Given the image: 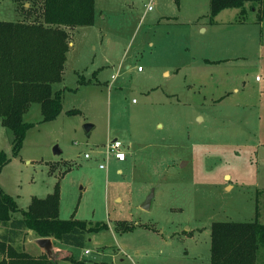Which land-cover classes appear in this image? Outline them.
<instances>
[{"label": "rangeland", "instance_id": "374dc122", "mask_svg": "<svg viewBox=\"0 0 264 264\" xmlns=\"http://www.w3.org/2000/svg\"><path fill=\"white\" fill-rule=\"evenodd\" d=\"M24 4L0 0V21L36 20ZM210 13L211 0H96L95 24L69 30L60 116L32 104L18 157L0 123V186L20 209L58 184L60 219L107 225L85 248L53 238L58 264H211L215 222L256 221L257 199L264 222V22ZM115 139L125 162L106 160Z\"/></svg>", "mask_w": 264, "mask_h": 264}, {"label": "trees", "instance_id": "16d2710c", "mask_svg": "<svg viewBox=\"0 0 264 264\" xmlns=\"http://www.w3.org/2000/svg\"><path fill=\"white\" fill-rule=\"evenodd\" d=\"M25 5L28 15H37L36 20L0 21V123L13 133L15 157L34 126L25 121L32 104L41 106L43 122L57 119L63 111V91H55L54 85L64 79L69 30L93 26L96 20V0H33V7ZM227 9L240 10V23L246 22L248 10L257 12L258 22H264V0H211V21ZM10 162L8 154L1 152L0 172ZM60 197L57 184L53 194L33 198L28 210H23L0 186V226L8 227L0 236V264H58L48 255L34 257L25 251L22 240L28 231L38 238H54L67 246L85 248L88 234L108 229L106 224L93 225L75 217L60 219ZM259 206L257 199L254 222L212 225L211 264H257L264 250Z\"/></svg>", "mask_w": 264, "mask_h": 264}, {"label": "built area", "instance_id": "2783aa9c", "mask_svg": "<svg viewBox=\"0 0 264 264\" xmlns=\"http://www.w3.org/2000/svg\"><path fill=\"white\" fill-rule=\"evenodd\" d=\"M152 6L149 7V10H152ZM138 70L141 72L143 71V68L140 66L138 68ZM117 77L116 76H113V80H115ZM261 78L258 76L257 77V81H260ZM107 147H108V151H107V156H106V160L109 161L111 158H115L117 161L119 162H125L128 158V153L126 151V147H125V144L120 141L119 139H115L111 142H109L107 144ZM85 158L86 159H91L92 158V155L91 153H86L85 154ZM100 168L103 169V170H107L108 169V165L106 163H101L100 164ZM85 254L86 255H90L91 254V251L90 250H86L85 251Z\"/></svg>", "mask_w": 264, "mask_h": 264}, {"label": "water", "instance_id": "95a60500", "mask_svg": "<svg viewBox=\"0 0 264 264\" xmlns=\"http://www.w3.org/2000/svg\"><path fill=\"white\" fill-rule=\"evenodd\" d=\"M94 128L93 125L87 124L85 125V129L88 135L91 134L92 129ZM155 197V190L152 191V193L148 196L147 200L143 204L142 208L146 211H149L151 209L152 201ZM37 244L46 251L47 255L54 261H57L59 258V255L57 253L56 247L53 244L52 239L50 238H42L38 239Z\"/></svg>", "mask_w": 264, "mask_h": 264}, {"label": "crops", "instance_id": "0c3cea01", "mask_svg": "<svg viewBox=\"0 0 264 264\" xmlns=\"http://www.w3.org/2000/svg\"><path fill=\"white\" fill-rule=\"evenodd\" d=\"M259 23V22H258ZM261 23V26H262V23L263 22H260ZM241 24H244V22L243 23H241ZM70 32V31H69ZM73 45V43L71 42L70 43V46H72ZM67 60H68V57H67ZM209 62H211V60H208ZM213 62V61H212ZM67 63V62H66ZM65 67H66V65H65ZM142 67V66H141ZM64 73H65V70H64ZM258 77V76H257ZM258 82H262V79L260 80V81H258ZM57 91V90H56ZM59 91V90H58ZM134 102H135V100H134ZM79 111V110H78ZM80 112V111H79ZM8 229V227H2V226H0V236L6 231ZM33 239H32V238ZM38 239H42V238H38L32 231H28V232H26L25 233V235L23 236V240H22V246H23V248L25 249V251L26 252H28L29 254H31L32 256H34V257H40V256H42V255H47V253H46V251L44 250V249H42L38 244H37V240ZM50 239H52V241H53V244H54V246H56V244H55V242H54V240H53V238H50ZM28 243H35L36 245H37V247L39 248V251H35V252H30L29 250H28V248H27V244ZM59 255V254H58ZM60 259V257L58 258V260ZM57 260V261H58Z\"/></svg>", "mask_w": 264, "mask_h": 264}]
</instances>
